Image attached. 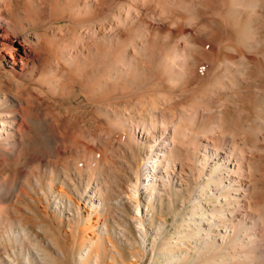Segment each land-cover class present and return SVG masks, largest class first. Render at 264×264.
Returning <instances> with one entry per match:
<instances>
[{"label": "rangeland", "instance_id": "obj_1", "mask_svg": "<svg viewBox=\"0 0 264 264\" xmlns=\"http://www.w3.org/2000/svg\"><path fill=\"white\" fill-rule=\"evenodd\" d=\"M205 1L13 0L8 20L16 24L20 37L28 34L31 39L34 32L43 31L30 25L36 11H41L40 23L48 19L45 26L71 29L68 17L51 23L48 15L53 8L69 14L80 7L93 29L106 14L119 38L112 37L105 53L107 39L86 38V48H81L85 63L74 65L73 74L63 69V77L52 71L57 63L47 41L39 44L43 48L38 49L40 60L32 74L18 77L9 64L0 65V117L8 111L6 95L8 101L14 100L12 111L19 113L23 142L11 158L0 144V264H238L229 259L233 251L238 253L229 242L235 223H227V235V227L220 226L222 221L212 213L226 202L217 188H228L229 177L223 167L214 179L210 177L220 159H211L200 176L198 170L207 150L215 151L212 147L221 149L220 156L229 151L240 157L243 152L251 165L250 210L264 218V0H257L262 28L256 42L245 36L248 9L239 14L235 0ZM139 29L146 35L139 44L137 40L138 56L132 52L131 68L112 69L119 63L116 54L126 53V42L134 44L130 40ZM179 53L185 59L174 65L173 56L179 58ZM51 72L57 75L53 77L58 87L49 84L54 81ZM107 72L108 81L101 86L99 76ZM81 81L82 91L76 83ZM74 83L76 90L71 88ZM152 96L161 97L158 109H149ZM162 96L168 102L163 103ZM137 107L149 110L135 111ZM101 108L109 109L108 115H102ZM161 114L171 135L172 120L180 122L185 139L176 146L183 165L176 160L174 171L168 173L172 186L166 184L163 162L150 170L156 186L150 185L140 199L144 212L140 226L129 194L137 165L150 150L145 141L134 144L115 115L129 122ZM211 127L214 132L207 133ZM3 129L0 137L9 133ZM160 132L156 128L155 136ZM258 224L254 239L258 250L249 252L250 261L239 264H260L259 257L264 259V224L261 220ZM245 241H238L239 246Z\"/></svg>", "mask_w": 264, "mask_h": 264}, {"label": "bare ground", "instance_id": "obj_2", "mask_svg": "<svg viewBox=\"0 0 264 264\" xmlns=\"http://www.w3.org/2000/svg\"><path fill=\"white\" fill-rule=\"evenodd\" d=\"M85 1L87 2L89 0H85ZM12 3H13V0H0V65H2L3 61L5 62V64L6 63L9 64L10 65V68H9L10 71L18 77H21L23 75L27 76L29 73L32 74L34 72V69L37 68V66L39 64V60H40V57H39L40 54L38 52V49L43 48V46L41 47V45H39V44L44 43L46 41H47V43H49L48 46H51V55L53 56L54 61L57 63V66L55 65V67H57L56 70H52V71H54L53 72L54 75H55V73H57L61 77L63 75V72H62L63 69H65V71L68 74H70L72 72V70L74 69V65H76L78 67V66L82 65V63L85 61L83 51L81 50V48H82V46H84L87 43L88 40L85 43L86 38H89V39L92 38V40L95 39L94 41H96V42L98 40H100V41L105 40L106 41V39H107L106 42H108V46L102 47L103 53L110 51L111 46L109 47V45H111L112 37L117 38L116 40H118V38H119L118 31H116V32H113L114 30L112 31V29H114V27H113L114 23L111 22L110 19H108L109 17L106 16V14L101 15V17L98 18V19H100V22L98 21L100 23L98 29H93L94 26L91 27V25L89 24L90 27H88V25L86 24L87 22H90L92 20H89L90 18L84 19V17L86 16L87 13L82 11L80 9V7L75 8V10L73 9V11L71 10L69 12V14L63 8H59V9L53 8L48 15L49 20H52L51 23L59 22L60 20L64 19L65 17H68L72 23L71 29H69L68 25L66 26V25H60V24L59 25L57 24L56 26H54V25L53 26H50V25L45 26L46 25L45 21L46 20L48 21V19H46L45 21H42V23H40L42 20L41 11H36V13L34 15L35 18L33 21H31L30 25H32L34 27H38L39 29H42L43 31L39 32V33L34 32L35 34L33 37H31V39H30V35H28V34L26 37L25 36L20 37L19 33L14 29L16 24L12 20H8V15L10 14V8L12 7L11 6ZM233 3L237 4L236 6L238 7L239 14L244 9L249 10V16L244 20V23H245L244 27L247 30L245 32V36L247 37V40L249 42H256L257 32H259V30L262 28V25L261 26L258 25V20L260 19V16L257 14V11H260L259 9L262 8L261 3L258 2L257 0H235V2H233ZM88 4L91 7V3L88 2ZM126 12L129 13L128 11H126ZM83 14H85L84 17L82 16ZM127 17L128 16H126V18ZM91 19H92V17H91ZM117 19L120 22L122 20V19L120 20V18H118V17H117ZM117 19H116V21L118 22L117 24H119L120 22ZM124 22L125 21H123V23ZM120 24H122V23H120ZM96 26H97V24H96ZM23 31L26 32L27 30L24 29ZM139 32L140 33H137V35L134 39L130 40L131 42L134 40V44H132V43L127 44V42H126L125 46L127 47V49L129 48L126 51V53L121 54L122 51L119 50L121 53L118 52L116 54V56L117 55L120 56L119 57V63H116L115 65L113 64L112 69L115 68V70L118 71V69L120 70V68L124 69L125 66H127V67L130 66V68H131V64L133 62L132 52L135 53V54L133 53L135 56L136 55L138 56V54L135 52V50L137 48L135 46L138 42L137 40H139V42H138V44H139L141 41H143V38L146 35V32H145V34L142 33L141 30ZM59 35H61V36H59ZM32 38L36 39V41L34 42ZM72 40H74V41H72ZM70 41H72V42H70ZM143 43L141 45H143ZM76 44H78V45H76ZM44 46H47V44ZM84 48H86V47L84 46ZM88 48H90V47H88ZM144 48H146V47H144ZM48 50H50V49H48ZM90 50H89V52H90ZM95 50H97V49H95ZM102 51L100 53H102ZM49 54H50V52H49ZM177 55L179 56V58L177 56H173V61H175L174 65H177L178 60H180V59L184 60L185 59L184 58L185 56L182 57V55L180 53ZM115 60H117V59H115ZM136 60H137V58H136ZM227 63H228V61H227ZM235 65H237V64H235ZM81 69H80V71H81ZM73 71H75V69ZM53 73L51 72L52 79H54V77L55 78L57 77V75L54 76ZM72 74H73V72H72ZM75 74H77V73H75ZM179 74H180V72H177L175 74V76H177ZM232 76H233V74H232ZM108 77H109L108 72L104 73L103 76H99L98 81H100V80L101 81L97 82V83H99V84L101 83L100 85L104 86L106 80L108 81ZM47 79H48L47 80V82H48L49 78H47ZM49 82H50L49 84L51 86H53V87L57 86V82L55 81V79H54V81H52L50 79ZM81 82L80 83L76 82V83H78V85H80V88H81L80 90L82 91L84 89V86H83V82H82V84H81ZM99 84H98V86H100ZM78 85L74 83V84H72L71 88L73 90H76ZM46 86H47V84H46ZM93 86L95 87L96 84ZM104 95H106V94H104ZM203 95H204V93H203ZM4 99H5L6 105L8 106L7 107L8 111L2 117H0V125H1L0 126V132L5 131L3 128H7V130H9V133H7V136H5V137H0V144L2 146H4L3 144H5V146H6L5 147L6 148L5 153L8 154V156L11 158L13 156H16L19 153V151L21 150V148H20L21 144L23 142L21 141V138H20L19 133H18V127H17L18 122L16 120V115H18L19 113L12 111L15 108L14 100L10 99L8 101V99H6V95H5ZM160 99H161V97H159V96L153 97V103L150 105L149 109L158 107L160 105ZM200 100H202V99L199 98L198 102ZM161 101H163V103L166 101L168 102V99H166L165 97L163 98V96H162ZM140 105H141V103H140ZM141 107H139V109ZM198 107H200V105H198L197 107H194V108L197 109ZM139 109L137 107V109H135V111H137ZM156 109H158V108H156ZM108 110H107V108H101L102 115L103 114L108 115ZM142 110H144V109H142ZM148 110H146V108H145L144 111H148ZM131 111H133V110H131ZM153 111H155V109ZM158 111H160V110H158ZM165 111H167V110H165ZM141 115L144 116V114H141ZM115 116H116V120L120 123V126H122L123 130H125L124 132H126V134L130 136V138L133 140L134 144L145 141L144 143L147 144V146L150 150L149 153L146 152V154L144 155V157L142 159V164L137 165V169L135 170V172H136L135 186L129 194V198L132 199L136 204V209L134 210V217L139 221V225L143 226L144 225L143 224L144 223V218H143L144 212H143L142 208L140 207V199L142 198V195L145 193V191L149 188L150 185L152 186V188H155V186H156L155 184L151 183L152 177L150 175V170H156L158 168V166L163 162L165 164L164 165L165 170L163 171L165 173L164 176L168 177V182H166V184H168V185L170 184L172 186L174 184V182H173L172 178L170 177V174L168 175V173L170 171H174V164H175L176 160H179L181 166L183 165V159L180 157L181 153L179 152L180 149L176 146V144L179 146V144L182 143V139H185V135L183 134L184 132H182L183 130L179 128L180 126H178L180 124V122H178L179 123L178 124L173 120H172V122H173L172 130L173 131H172V135H171L170 134L171 133L170 127L168 126L169 125L168 120L164 114H161V118L157 117V116L149 117V121H148V119H145V118H143L142 120L137 119L134 121H129V122H132V124L136 126V130L134 129V127H132V125H130L131 123L124 120L123 116H121L123 118V120L120 116H118V115H115ZM143 116H141V117H143ZM178 120L181 121V118H179ZM111 124H113V123H111ZM125 127H127V128L124 129ZM156 128H158L159 131H161L160 132L161 134H159V136H157V135L155 136V129ZM136 132H137V134H136ZM206 132L207 133H210V132L213 133L214 128L211 127L210 129H207ZM205 147H207V145H205ZM221 147H223V146H221ZM211 149H213L215 151L207 150V152H206V150H205V152L208 154H206V155L204 154L203 157H201V164L202 165H201V169L199 168V170H198V176L203 174V171H204V169H206V167H210V164L208 162L209 161L211 162V159H220L221 160V162H218L221 164V166H220V164H217V161H215L216 167H213L211 169L210 177L214 179V177L216 175V171H218V169L221 170L223 167L226 170L225 171L226 177L227 178L229 177V187L225 188V187L219 186V188H217L219 190H222V193H219L218 196H220V195L224 196L223 198L226 200V202L224 203L225 206H224V204H222L220 207L213 209L212 213L216 214L215 216L218 219L217 222L222 221L221 222L222 224L220 226L227 227L225 230V233L229 229V225L227 223H230V221H233L235 223L236 227L234 226L235 228H233L232 230L229 229L230 230L229 232L231 235L229 238V242H231L233 244V246L238 249V253H235V251H233L232 255L229 258V259H231L230 262L239 264L242 262L250 261V259L248 258L249 252L251 255L252 253H255L256 249L258 250V247H256V244H254V241H255L254 239L257 238V233H256L255 229L259 225L258 221L261 220L264 224L263 216L260 213H256V212H255L256 213V215H255V214H253V210L252 209L250 210V207L253 204V202H252L253 201L252 200L253 199V197H252V191H253L252 186H253V184H251V182H250L251 181L250 161L245 157L243 152H241L240 157L233 155L229 151H226L223 156H220L219 152L221 151V149H218L216 147L215 148L212 147ZM229 154H232V158H233L232 160H235L234 163L228 157ZM26 162H28V161H26ZM247 167H249V168H247ZM245 168H247V169H245ZM181 172H182V167H181L180 173ZM159 176H161V175H159ZM216 179L220 180L221 178L217 176ZM201 196L199 195L196 197L199 198ZM149 197L151 198V196H149ZM193 200H195V199H193ZM1 202H2V200H1ZM199 206L201 209L200 210L201 214L204 216L206 211L203 210V208H202L203 206H201L200 204H199ZM225 210H227V212H225ZM228 234L229 233L227 232V235ZM253 234H254V236H253ZM250 235H251V237H250ZM241 238L246 239L247 242L245 241L244 244L241 243V246H239L240 242H238V241L242 240ZM247 251H248V254L246 255ZM236 254H238V257H237V260H234V256H236ZM208 260L214 262V260H211L209 257H208L207 261ZM259 263L264 264V259L262 258V256H261V258L259 257Z\"/></svg>", "mask_w": 264, "mask_h": 264}]
</instances>
